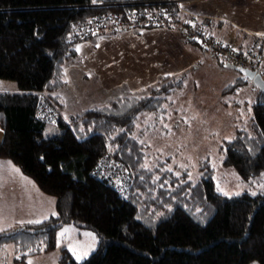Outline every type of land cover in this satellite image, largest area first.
Here are the masks:
<instances>
[{"label": "trees", "instance_id": "trees-1", "mask_svg": "<svg viewBox=\"0 0 264 264\" xmlns=\"http://www.w3.org/2000/svg\"><path fill=\"white\" fill-rule=\"evenodd\" d=\"M172 1L0 0V80L18 85L17 91L0 92V158L55 197L57 212L0 233V247L17 244V263L55 249L59 231L75 224L97 234L98 248L82 262L63 250L60 264H264V192L219 193L209 161L196 182L187 171H168L169 159L144 167L146 145L135 137L139 117L163 110L184 75L163 76L150 96L117 100L70 121L53 95L65 84V64L77 55L79 26L102 13ZM251 82L240 75L225 90L234 93ZM257 89L251 126L225 144L224 165L246 182L264 176V91ZM41 96L55 106L57 124L38 119ZM109 145L134 177L127 199L94 175Z\"/></svg>", "mask_w": 264, "mask_h": 264}, {"label": "rangeland", "instance_id": "rangeland-1", "mask_svg": "<svg viewBox=\"0 0 264 264\" xmlns=\"http://www.w3.org/2000/svg\"><path fill=\"white\" fill-rule=\"evenodd\" d=\"M171 29L181 38L179 30L175 27ZM138 30L142 28L124 32ZM114 34L117 33H101L97 36ZM205 56L208 61L193 66L189 72L183 71L179 74L184 75L183 85L171 91L163 110L161 108L158 112L139 117L135 137L146 145V167L153 168L159 160L169 159L168 168L179 175L187 171L188 180L196 182L203 174L200 171L202 163L209 161L216 172L215 183L219 193H227L226 196L232 197L243 193L254 195L264 192V176L246 182L240 179L232 167L224 165L227 148L225 144L237 137L236 133L240 128L248 129L251 126V105L258 89L250 84L241 87L237 92L228 93L225 88L236 79L239 71L230 66L227 59L220 61L209 54ZM198 65H201L200 68ZM17 90L15 81L0 80V92ZM90 99L92 95L88 94L84 97V102ZM83 108L85 109L81 110L74 104L69 107L68 112L71 115L82 114L92 107L86 104ZM2 138L3 130L0 127V143ZM108 148V153L114 156L110 145ZM133 179L134 177L132 184ZM55 203V197L44 194L35 181L25 175L17 165L0 158V233L32 224L29 221L48 219L53 216V212L57 213ZM64 229L68 231L62 236L59 235ZM86 233L91 235H85ZM98 239L97 234L91 230L67 224L58 233L55 249L42 251L39 255H29L25 264H60L63 250H68L77 262H82L97 250ZM35 245L39 246L38 243ZM16 246L12 242L0 247V264H20L15 261ZM84 252H87L86 256L82 255ZM77 256L81 258L78 260ZM250 264L260 262L253 261Z\"/></svg>", "mask_w": 264, "mask_h": 264}, {"label": "crops", "instance_id": "crops-1", "mask_svg": "<svg viewBox=\"0 0 264 264\" xmlns=\"http://www.w3.org/2000/svg\"><path fill=\"white\" fill-rule=\"evenodd\" d=\"M188 9L200 16L214 15L217 22L208 33L235 48L240 47L237 48L240 51H247L256 37L264 36V0H199ZM78 43L76 57L64 66L65 84L53 93L63 105L62 118L66 121L88 110L108 107L117 100L150 96L161 77H179L181 72H189L207 60L205 54L217 58L206 48L178 38L168 26L100 35ZM260 54L259 72H263L264 45ZM233 68L238 71L237 67ZM240 75L238 72L231 83ZM88 94L92 99L84 102ZM74 104L81 110L86 104L92 108L71 115L68 110Z\"/></svg>", "mask_w": 264, "mask_h": 264}, {"label": "built area", "instance_id": "built-area-1", "mask_svg": "<svg viewBox=\"0 0 264 264\" xmlns=\"http://www.w3.org/2000/svg\"><path fill=\"white\" fill-rule=\"evenodd\" d=\"M199 0H173L164 5L135 7L125 13L107 12L97 15L76 29L75 37L80 41L89 40L101 33H122L137 28L167 27L173 25L186 42H196L208 49L212 55L227 59L233 66L259 70L260 51L264 45V36L256 37L254 44L247 51H240L232 44L211 37L209 29L217 22L214 15H198L188 6ZM38 119L46 124L58 122L55 106L45 97L39 99ZM94 175L106 180L121 198L130 196L132 175L126 164L116 159L110 152L100 160Z\"/></svg>", "mask_w": 264, "mask_h": 264}, {"label": "water", "instance_id": "water-1", "mask_svg": "<svg viewBox=\"0 0 264 264\" xmlns=\"http://www.w3.org/2000/svg\"><path fill=\"white\" fill-rule=\"evenodd\" d=\"M238 71L249 80L253 82V84L260 89V91H264V77L262 73H259L256 70L245 69L238 67Z\"/></svg>", "mask_w": 264, "mask_h": 264}, {"label": "snow or ice", "instance_id": "snow-or-ice-1", "mask_svg": "<svg viewBox=\"0 0 264 264\" xmlns=\"http://www.w3.org/2000/svg\"><path fill=\"white\" fill-rule=\"evenodd\" d=\"M96 2V0H93V3H95ZM97 47H99V45H97ZM80 49L79 48H77V51H79ZM144 167H146V165L144 166ZM168 171H172V169H168ZM262 187H264V186H262ZM254 194V193H253ZM225 195H227V193H225ZM52 215L53 216H55L56 214L53 212L52 213ZM42 221H40V220H36V221H29V223H37V224H39V223H41ZM68 230L67 229H64L59 235H63L64 234V232H67ZM85 235H91V234H89V233H86ZM93 239H95L94 237H93ZM70 251H72V249L70 248L69 249ZM73 254L75 255L76 253L75 252H73ZM82 255H84V256H86L87 255V252H84V253H82ZM17 258H19V257H17ZM81 257L80 256H77V259L79 260Z\"/></svg>", "mask_w": 264, "mask_h": 264}, {"label": "bare ground", "instance_id": "bare-ground-1", "mask_svg": "<svg viewBox=\"0 0 264 264\" xmlns=\"http://www.w3.org/2000/svg\"><path fill=\"white\" fill-rule=\"evenodd\" d=\"M237 48H240V47H237ZM237 48H236V49H237ZM252 83H253V82H252Z\"/></svg>", "mask_w": 264, "mask_h": 264}]
</instances>
